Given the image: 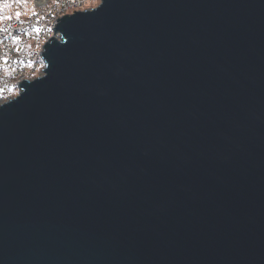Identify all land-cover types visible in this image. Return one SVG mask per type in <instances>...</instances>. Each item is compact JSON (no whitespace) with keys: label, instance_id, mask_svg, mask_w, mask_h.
<instances>
[{"label":"water","instance_id":"obj_1","mask_svg":"<svg viewBox=\"0 0 264 264\" xmlns=\"http://www.w3.org/2000/svg\"><path fill=\"white\" fill-rule=\"evenodd\" d=\"M52 27L0 104V264H264V0Z\"/></svg>","mask_w":264,"mask_h":264},{"label":"built area","instance_id":"obj_2","mask_svg":"<svg viewBox=\"0 0 264 264\" xmlns=\"http://www.w3.org/2000/svg\"><path fill=\"white\" fill-rule=\"evenodd\" d=\"M16 1L0 18V104L19 94L24 80L42 76L43 47L51 38L60 39L52 24L61 15L80 10L91 0H32L28 11L19 10Z\"/></svg>","mask_w":264,"mask_h":264},{"label":"rangeland","instance_id":"obj_3","mask_svg":"<svg viewBox=\"0 0 264 264\" xmlns=\"http://www.w3.org/2000/svg\"><path fill=\"white\" fill-rule=\"evenodd\" d=\"M100 1L101 0H91L83 8H81L80 10H77L76 12L95 8V7H97L100 4ZM16 4H17V8L19 10L28 11L30 8L33 7V6L31 7V3L28 0H18V1H16ZM9 7L10 6L8 5L7 0H0V8L4 9V13H6V11H7V9H9ZM16 96H17V94H14L12 96V98H14Z\"/></svg>","mask_w":264,"mask_h":264},{"label":"trees","instance_id":"obj_4","mask_svg":"<svg viewBox=\"0 0 264 264\" xmlns=\"http://www.w3.org/2000/svg\"><path fill=\"white\" fill-rule=\"evenodd\" d=\"M28 1L31 3L32 0H28ZM8 10H14V8H13V7H9V9H7V11H8ZM7 11H6V12H7ZM2 13H3V14H2ZM4 14H5V13H4V9H3V8H0V18H1Z\"/></svg>","mask_w":264,"mask_h":264}]
</instances>
